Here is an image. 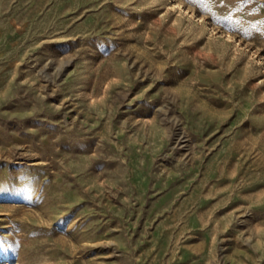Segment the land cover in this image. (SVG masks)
<instances>
[{"label":"rangeland","instance_id":"rangeland-1","mask_svg":"<svg viewBox=\"0 0 264 264\" xmlns=\"http://www.w3.org/2000/svg\"><path fill=\"white\" fill-rule=\"evenodd\" d=\"M0 0V264H264V0Z\"/></svg>","mask_w":264,"mask_h":264},{"label":"snow or ice","instance_id":"snow-or-ice-1","mask_svg":"<svg viewBox=\"0 0 264 264\" xmlns=\"http://www.w3.org/2000/svg\"><path fill=\"white\" fill-rule=\"evenodd\" d=\"M193 4H201L205 9L208 11H211V8L209 7L211 0H191Z\"/></svg>","mask_w":264,"mask_h":264}]
</instances>
